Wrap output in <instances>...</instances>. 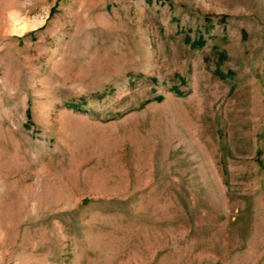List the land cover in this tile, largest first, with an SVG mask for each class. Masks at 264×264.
<instances>
[{
    "label": "rangeland",
    "instance_id": "obj_1",
    "mask_svg": "<svg viewBox=\"0 0 264 264\" xmlns=\"http://www.w3.org/2000/svg\"><path fill=\"white\" fill-rule=\"evenodd\" d=\"M0 264H264V0H0Z\"/></svg>",
    "mask_w": 264,
    "mask_h": 264
}]
</instances>
